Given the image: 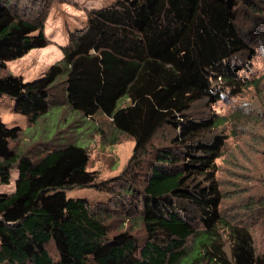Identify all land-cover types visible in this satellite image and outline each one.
<instances>
[{
  "label": "trees",
  "instance_id": "16d2710c",
  "mask_svg": "<svg viewBox=\"0 0 264 264\" xmlns=\"http://www.w3.org/2000/svg\"><path fill=\"white\" fill-rule=\"evenodd\" d=\"M237 8V0H113L88 12L86 24L62 46V58L41 76L24 81L0 74V97L13 99L30 127L50 114L51 89L61 79L70 111L106 116L112 143L119 136L133 140L129 164L136 158L140 165L162 128L173 131L170 146L153 148L142 191L127 190L146 232L138 245L127 231L110 236L85 198L66 195L98 183L86 147L69 142L35 157L20 154L10 141L21 128L0 119V183L18 171L13 192L0 193V264H264L250 230L219 209L216 159L226 137L206 140L205 133L227 116L189 114L200 99L216 103L223 91L230 97L259 86L229 63L238 52L251 53L236 25ZM40 17H29L18 0H0V72L47 45ZM178 201L195 209L198 224Z\"/></svg>",
  "mask_w": 264,
  "mask_h": 264
},
{
  "label": "rangeland",
  "instance_id": "374dc122",
  "mask_svg": "<svg viewBox=\"0 0 264 264\" xmlns=\"http://www.w3.org/2000/svg\"><path fill=\"white\" fill-rule=\"evenodd\" d=\"M18 1L29 17L36 14L44 19L47 45L8 61L6 70L0 74L11 72L30 81L62 58V46L69 42L72 33L86 24L90 10L113 0ZM237 6L236 25L251 53L238 52L230 57L229 63L238 68L240 76L252 81L259 79V86L251 85L230 97L223 91V99L216 103L200 99L192 104L189 114L194 118L210 117L212 112L227 116L224 125L205 133L206 140L214 134L226 137L222 155L216 159V178L223 194L219 209L228 221L248 228L256 252L264 254V0H237ZM50 99V114L30 127L27 117L14 111V100L5 95L0 97V119L7 126H19L22 130L16 140L10 141V146L20 154L33 157L50 145L57 147L72 142L86 147L88 170L97 172L98 183L88 188L68 189L66 195L85 198L101 214L110 236L127 231L142 245L146 232L140 208H130L131 194H127V190L134 189L136 194L142 191L153 148L170 146L173 131L162 128L150 142V153L141 159L140 165L136 158L129 164L133 140L119 136L118 142L112 143V127L106 116L97 114L87 119L70 111L61 79L52 86ZM42 128L47 131L40 136ZM44 139L50 142L46 144ZM17 176V169H12L9 182L0 183V193L13 192ZM177 207L194 225L199 223L198 213L192 206L178 201ZM225 250L229 253L227 242Z\"/></svg>",
  "mask_w": 264,
  "mask_h": 264
}]
</instances>
